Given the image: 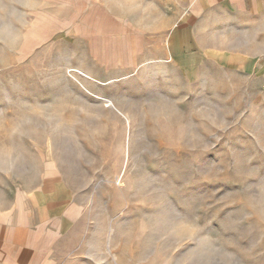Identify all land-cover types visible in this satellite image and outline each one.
<instances>
[{"label":"rangeland","instance_id":"1","mask_svg":"<svg viewBox=\"0 0 264 264\" xmlns=\"http://www.w3.org/2000/svg\"><path fill=\"white\" fill-rule=\"evenodd\" d=\"M191 1L0 0V196L64 183L52 264H264V20L202 51Z\"/></svg>","mask_w":264,"mask_h":264},{"label":"crops","instance_id":"2","mask_svg":"<svg viewBox=\"0 0 264 264\" xmlns=\"http://www.w3.org/2000/svg\"><path fill=\"white\" fill-rule=\"evenodd\" d=\"M179 30L205 39L200 50L229 24L264 20V0H192ZM167 54V49L165 50ZM77 204L55 174H45L31 189H11L0 196V264H52L53 248L78 219Z\"/></svg>","mask_w":264,"mask_h":264}]
</instances>
